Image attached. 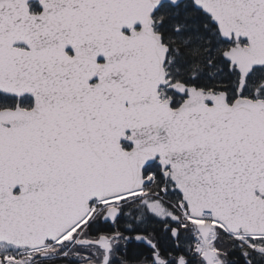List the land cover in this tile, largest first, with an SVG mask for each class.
I'll list each match as a JSON object with an SVG mask.
<instances>
[{"label": "water", "instance_id": "obj_1", "mask_svg": "<svg viewBox=\"0 0 264 264\" xmlns=\"http://www.w3.org/2000/svg\"><path fill=\"white\" fill-rule=\"evenodd\" d=\"M30 1L39 2L41 15H29ZM183 1L0 0V92L36 100L32 111L0 110V242L34 250L56 242L84 220L94 199L151 182L143 169L156 159L162 169L171 166L191 217L203 221L196 229L205 264H222L208 244L216 223L264 235V198L257 196H264V103L239 98L229 106L225 93L180 84L174 90L189 95L181 107L159 101L168 48L151 17L162 4ZM189 1L222 40L247 41L246 49L224 54L241 83L264 65V0ZM133 27L140 30L122 34ZM85 72L96 75L88 80ZM138 75L144 84L134 83ZM125 140L130 151L121 150ZM118 214L110 208L103 221ZM110 240L79 243L99 247V264H108ZM135 240L154 247L144 236Z\"/></svg>", "mask_w": 264, "mask_h": 264}, {"label": "trees", "instance_id": "obj_2", "mask_svg": "<svg viewBox=\"0 0 264 264\" xmlns=\"http://www.w3.org/2000/svg\"><path fill=\"white\" fill-rule=\"evenodd\" d=\"M33 7V9H36V5ZM154 20L156 31L161 34L163 43L169 48L166 72L172 81H180L187 85L202 88L205 91H225L230 101L239 94V74L235 68L224 60L223 52L226 44L219 39L217 30L208 16L196 10L190 2H185L177 7L168 4L161 6L154 14ZM261 74L258 71L253 72L248 81L253 84L256 83ZM252 93L253 91L249 89L246 94L244 90L242 91V94L249 97H252ZM179 101L180 98L174 96L172 107H176ZM7 103L6 96L0 94V108H5ZM123 147L128 149L130 146L124 143ZM146 172L152 173L154 176V181L146 187L147 191L161 193V188L165 187L168 180L164 178L160 168L154 163L147 167ZM145 201L144 199H138L125 206L124 211L130 212L134 219L137 218L140 212L147 215L139 224H134L131 221V224L134 225L133 229L126 234L147 235L156 244L162 255H169L170 252L177 253L176 242L170 234L171 229L163 231L162 223L151 217L152 214L145 205ZM100 217L101 215L87 228L85 232L87 237L114 232V228L116 230L118 228L126 230L124 213H121L118 217L115 227L107 223L103 224ZM182 233L190 241V246L194 244L190 228H186L185 231L179 233V241L182 238ZM66 247L67 245H59L49 249L45 252V258L62 253ZM242 247L239 242L223 230H217L215 248L224 256L228 264H263L261 261L253 260L252 252ZM79 249L75 248L73 251L78 252ZM151 253L152 251L145 245L136 243L131 239L129 242H122L116 249L112 264H137L143 259H150ZM190 257L194 258V262L191 260L188 264H202L200 261L198 262L196 254ZM76 260L74 261L72 258H68L66 261L62 258L47 259L43 264L82 263L81 260ZM168 264H174V262Z\"/></svg>", "mask_w": 264, "mask_h": 264}, {"label": "flooded vegetation", "instance_id": "obj_3", "mask_svg": "<svg viewBox=\"0 0 264 264\" xmlns=\"http://www.w3.org/2000/svg\"><path fill=\"white\" fill-rule=\"evenodd\" d=\"M35 12L40 13V9H39L38 5L36 7V11ZM35 12H33V13H35ZM66 53L68 55H70V56L72 55V53H71L70 50H66ZM96 82H97L96 80L91 81V83H93V84H95ZM26 100H27V98H16V97H12L11 96V97H9L8 103L6 105H7V107H15L17 104H19V103H21L23 101H26ZM100 221L103 224H106L107 223V224L111 225L112 227H115L117 220L115 222H113L112 224L110 222H107V221L104 222L101 219H100ZM170 222H172V224H178L179 223V219L176 216H172V217H169L168 223H170ZM160 223H162V222H160ZM168 223L167 224H163L162 223V225H163L162 226L163 231L168 230V229H171L172 230V228L169 227ZM114 230H115L114 232H119L121 234H124V239H126V237L128 236L129 239L127 241H130L131 239L133 240V236L134 235H130V234L127 235L126 234V233L131 232L132 230H127V229L124 230V229H120V228H118L117 230H116V228H114ZM181 231L182 230L179 229V232L177 233V236H179V233ZM111 233H113V232H110V233H107V234H111ZM170 234H171V237H172V232H170ZM181 236H182V238H180V240H182V243L181 244L178 243V242H176L173 239L176 242L175 248H176V250H178V252L177 253L170 252L169 255H162V252L157 247L156 248H151V247L143 244L147 248H149L152 251V253L150 255V259H143L142 261L138 262L137 264H161V263H155L154 253H155L156 249L158 250L160 259L163 261L164 264L172 263V261L174 262V264H180V263H182V264H188L189 261L191 262L190 258L188 257V254H187V248H188V246H187V244H184L183 243L184 242V240H183V236H184L183 233H182ZM91 238H95V237L92 236ZM94 249L89 250V252H87V253H83L81 255L82 258L83 259H85L86 257L91 258V256H90V252L91 251L93 252V254L95 255V257L98 258L100 256V258H101V251L99 249L98 250L97 249L94 250ZM19 250H20V254L21 255H28L29 256V258H30L28 260L29 261V264H43L42 261H41V259H40V257L39 258L38 257L35 258L33 254L28 253L29 251L26 248H21ZM255 257H256V260H257L258 256H255ZM1 262L3 264H7L8 261H5V259H4V262L2 260H1Z\"/></svg>", "mask_w": 264, "mask_h": 264}, {"label": "rangeland", "instance_id": "obj_4", "mask_svg": "<svg viewBox=\"0 0 264 264\" xmlns=\"http://www.w3.org/2000/svg\"><path fill=\"white\" fill-rule=\"evenodd\" d=\"M241 46V47H244V45H242V44H240V42H238V43H235V45L233 46V47H237V46ZM249 89V87H244V90H245V92H247V90ZM254 91V93H256V96H259L260 95V93H264V86L262 85V87L260 86V84H259V86H258V88L257 89H255V90H253ZM172 188V187H171ZM168 192V191H167ZM168 194H169V192H168ZM163 199V198H162ZM161 201H155V200H148V205H147V207L148 208H150V210H154V207L156 206V204H158V203H160ZM160 207V206H159ZM161 210V209H160ZM127 219L128 220H133V221H135L137 224H139L142 220H144V218H142L141 219V221H140V219L139 218H133L132 216H128L127 217ZM130 228H132V227H130ZM72 235L74 234V233H71ZM9 251V247H7L6 245H0V258H1V256L2 255H6L7 254V252ZM196 251L198 252V246H197V248H196ZM8 258H6V260H7ZM10 259V258H9ZM9 259H8V264H26L27 263V259L26 258H21V259H18V260H16V261H9Z\"/></svg>", "mask_w": 264, "mask_h": 264}, {"label": "bare ground", "instance_id": "obj_5", "mask_svg": "<svg viewBox=\"0 0 264 264\" xmlns=\"http://www.w3.org/2000/svg\"><path fill=\"white\" fill-rule=\"evenodd\" d=\"M94 75H96L94 72H85L84 73V78L85 79H90L91 77H94ZM134 83H136V84H142L143 82H144V80H143V78L141 77V76H136L135 78H134ZM145 83V82H144ZM143 83V84H144ZM33 86H37V85H33ZM40 98L41 99H43V98H47L46 96L44 97V96H40ZM137 98H138V96H137ZM48 99V98H47ZM68 102H69V105H71L73 102L71 101V99H70V97L68 98ZM208 244H209V242H208ZM204 248V245H203V243L201 242L200 243V246H199V251H201L202 249Z\"/></svg>", "mask_w": 264, "mask_h": 264}]
</instances>
